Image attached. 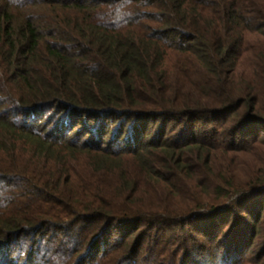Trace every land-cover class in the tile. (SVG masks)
Here are the masks:
<instances>
[{"label":"trees","instance_id":"16d2710c","mask_svg":"<svg viewBox=\"0 0 264 264\" xmlns=\"http://www.w3.org/2000/svg\"><path fill=\"white\" fill-rule=\"evenodd\" d=\"M0 264H264V0H0Z\"/></svg>","mask_w":264,"mask_h":264}]
</instances>
